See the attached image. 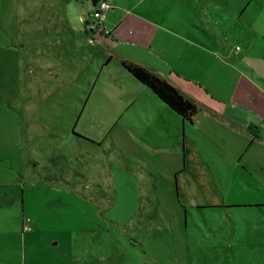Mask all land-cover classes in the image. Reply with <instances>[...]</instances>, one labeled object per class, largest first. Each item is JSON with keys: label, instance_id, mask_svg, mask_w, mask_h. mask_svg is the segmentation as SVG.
Returning a JSON list of instances; mask_svg holds the SVG:
<instances>
[{"label": "rangeland", "instance_id": "rangeland-1", "mask_svg": "<svg viewBox=\"0 0 264 264\" xmlns=\"http://www.w3.org/2000/svg\"><path fill=\"white\" fill-rule=\"evenodd\" d=\"M105 1L213 98L231 100L232 59L264 56V0ZM86 5L0 0V264H264V203H238L254 195L194 121L156 129L120 64L149 59L91 38Z\"/></svg>", "mask_w": 264, "mask_h": 264}, {"label": "crops", "instance_id": "crops-1", "mask_svg": "<svg viewBox=\"0 0 264 264\" xmlns=\"http://www.w3.org/2000/svg\"><path fill=\"white\" fill-rule=\"evenodd\" d=\"M86 2L87 10L89 1L86 0ZM111 7L112 4L109 9ZM109 9L106 10L102 21V26L108 32L105 33L103 30L102 35L98 37L97 33H93L91 38L97 37L101 44H110L113 47L115 46L113 40L116 39L135 45L140 50L141 55L149 59L148 62L139 61L142 65L161 75L169 83L191 97L198 107L193 119L198 133L203 137L217 140L219 146H221V155L224 156L225 160L233 162L226 169L232 172L238 170L236 174L238 175V182L241 184L238 187L239 192L254 195L248 198V201L238 203L248 202L249 205L264 203V56H262L264 55V46H259L262 57L258 60L247 59L246 53L256 47L254 45L245 49L248 52L244 51L241 56L237 55L236 58L239 64H235V59H232L231 64L234 71L237 72L239 80L233 89L231 100H220L209 94L200 79L187 75L178 69L176 70L170 60L163 56L164 49L157 46L153 40L156 32L155 25L145 21L144 18L134 16L130 13L132 12L130 9L124 11L119 19L110 18L109 21H106ZM257 27H260L264 35V18H262V25ZM104 36H109L111 40ZM121 59L128 58L122 57ZM128 60L133 61L132 59ZM219 61L222 64L225 63L223 58ZM154 64L155 67L152 66ZM237 85L239 88L236 90ZM151 94L153 93L151 92ZM150 100L154 104L156 103L157 107L146 106L144 110L148 111V119L152 120L156 129L164 130L166 135H170V133L173 135L175 131L173 126L176 125L175 117L178 118L181 125L186 127L188 123L183 121L161 100L157 97ZM196 118H200L199 121L202 120L203 123H201L202 121H196ZM165 134L158 133L160 142H162V138H165ZM194 136L196 134L190 133L188 139H194L193 143L197 144L196 139L200 140L201 137ZM199 144L202 145L201 142ZM202 149L203 147L200 148V152L208 154L207 151ZM258 189L262 190V193H259L260 195L257 192Z\"/></svg>", "mask_w": 264, "mask_h": 264}, {"label": "trees", "instance_id": "trees-1", "mask_svg": "<svg viewBox=\"0 0 264 264\" xmlns=\"http://www.w3.org/2000/svg\"><path fill=\"white\" fill-rule=\"evenodd\" d=\"M88 1V10L93 12L97 9L96 6L100 0ZM101 26L102 25H96L94 28H84V30L91 35H93V33L102 35L101 32H103V29H101ZM120 64L137 81L145 85L159 100L179 115L183 121L190 123L193 122V119L198 111V107L191 97L169 83L161 75L151 71L140 63L128 59H120Z\"/></svg>", "mask_w": 264, "mask_h": 264}, {"label": "built area", "instance_id": "built-area-1", "mask_svg": "<svg viewBox=\"0 0 264 264\" xmlns=\"http://www.w3.org/2000/svg\"><path fill=\"white\" fill-rule=\"evenodd\" d=\"M96 7L97 9L93 12H88L90 15V22H88L89 25L87 27H90L91 25V28H94L96 25H100L102 23L100 21L104 19V15L109 7V4L105 0H100ZM104 31L106 32V30Z\"/></svg>", "mask_w": 264, "mask_h": 264}]
</instances>
